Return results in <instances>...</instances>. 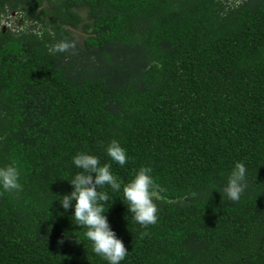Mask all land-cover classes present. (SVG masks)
<instances>
[{"label": "trees", "instance_id": "obj_1", "mask_svg": "<svg viewBox=\"0 0 264 264\" xmlns=\"http://www.w3.org/2000/svg\"><path fill=\"white\" fill-rule=\"evenodd\" d=\"M0 21V166L22 185L0 191V264H108L59 203L78 151L125 183L151 166L164 189L145 229L100 188L119 264H264V0H0ZM236 161L232 201L214 187Z\"/></svg>", "mask_w": 264, "mask_h": 264}, {"label": "clouds", "instance_id": "obj_2", "mask_svg": "<svg viewBox=\"0 0 264 264\" xmlns=\"http://www.w3.org/2000/svg\"><path fill=\"white\" fill-rule=\"evenodd\" d=\"M17 20V13H13L10 18L12 27H18ZM34 34L37 37L41 36L39 31H35ZM75 46L74 39L65 38L47 48L50 54H55L67 52ZM105 153L120 166H124L128 160L127 150L116 139L107 143ZM72 163L79 171L68 179L73 189L70 193L61 195L59 203L65 211L70 207L74 209L71 213L72 222L82 225L85 229L82 235L90 242L91 251L106 260L108 264H119L128 250L122 239L110 227L107 216L104 214L106 212L104 202L109 197L106 192L100 191V188L107 186L113 192L121 193L120 197L127 205L128 212L132 214V220L145 229L147 225L157 222L156 202L163 198L161 194L164 189L156 182L152 175V168L148 165L140 166L125 183L112 172L108 163L101 164L99 157L95 154L78 151L72 156ZM245 187L246 166L242 161H236L223 187L214 188L228 199L237 201ZM21 189L19 170L15 163L0 166V191L19 192ZM146 234V230L139 233L141 238ZM75 236L76 242H81L76 234Z\"/></svg>", "mask_w": 264, "mask_h": 264}, {"label": "rangeland", "instance_id": "obj_3", "mask_svg": "<svg viewBox=\"0 0 264 264\" xmlns=\"http://www.w3.org/2000/svg\"><path fill=\"white\" fill-rule=\"evenodd\" d=\"M0 25H2V28H3V29L5 28V25L3 24L2 21H0Z\"/></svg>", "mask_w": 264, "mask_h": 264}]
</instances>
